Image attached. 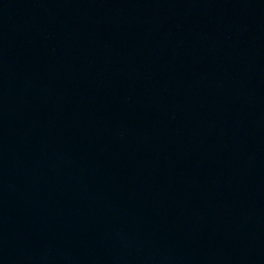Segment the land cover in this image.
<instances>
[{
  "label": "water",
  "instance_id": "95a60500",
  "mask_svg": "<svg viewBox=\"0 0 264 264\" xmlns=\"http://www.w3.org/2000/svg\"><path fill=\"white\" fill-rule=\"evenodd\" d=\"M0 264H264V0H0Z\"/></svg>",
  "mask_w": 264,
  "mask_h": 264
}]
</instances>
